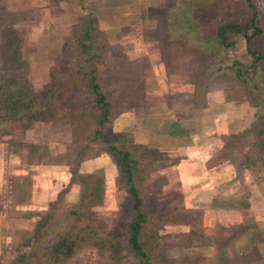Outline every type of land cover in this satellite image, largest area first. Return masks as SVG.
<instances>
[{"label":"rangeland","instance_id":"1","mask_svg":"<svg viewBox=\"0 0 264 264\" xmlns=\"http://www.w3.org/2000/svg\"><path fill=\"white\" fill-rule=\"evenodd\" d=\"M84 2L98 17L97 41L105 50L102 61L86 66L95 69L113 102L108 126L133 133L142 144L131 149L140 162L137 185L150 216L144 238L148 245L157 244L151 246L153 261L264 264V220L249 218L239 225L224 212L206 208L214 194L227 195L240 186L247 189L246 197L251 187L264 190V137L255 139V124L251 133L234 140L239 146L230 153L219 151L222 135L249 127L255 114L264 111V60L247 51L243 37L236 38L233 47L219 51L220 58L257 64L255 97L250 87L220 75L210 78L205 103L194 104L191 90L199 82L202 56L186 54L177 60L180 46L164 25L173 0ZM250 2L261 29L251 48L264 55V0ZM83 13L79 0H0V76L20 80L40 101L43 93L55 99L40 114L43 121L15 122L0 132V264H12L22 253L35 255L67 226L66 209L80 192L72 170L101 171L105 196L94 208V221L79 230L75 254L62 264H136L124 240L129 199L115 182L113 159L90 140L91 122L54 110L69 99L80 78L85 81L74 52ZM196 14L212 30L218 22H246L251 9L245 0H213ZM130 84L133 90L123 92ZM176 117L188 136L168 135V121ZM246 152L257 163L247 162L241 184L237 167ZM208 171L216 191L202 194L192 178ZM215 172L221 175L215 177Z\"/></svg>","mask_w":264,"mask_h":264},{"label":"trees","instance_id":"2","mask_svg":"<svg viewBox=\"0 0 264 264\" xmlns=\"http://www.w3.org/2000/svg\"><path fill=\"white\" fill-rule=\"evenodd\" d=\"M212 1L173 0L164 20L167 36L173 37L176 41L175 44L178 43L180 46V50H175L178 61L186 54L198 53L202 56L199 74L196 75L199 82H193L191 90L192 101L194 104L205 103L210 78L220 75L224 79L233 80L238 86L250 87L249 90L255 97V93L258 91L255 76L257 64L245 66L236 60L230 62V60L221 59L219 54V51L233 47L236 38L243 37L247 43V51L256 55L257 60H264L262 53L251 48L252 38L261 34V29L256 24L253 5L250 0H245L251 9V15L246 22H218L214 25V29L210 30L205 27V22L199 21L202 16H198L196 10ZM79 2L85 13L76 24L74 52L80 59L79 73H82L85 81H81L80 78L75 83L69 99L61 105H57L54 110L58 115L67 113L92 123L93 130L89 138L103 145L105 152L113 159L117 168L115 182L128 195V214L124 216L123 221L126 248L136 264H156L151 255V246L157 245L156 241L153 240L152 244L148 245V241L144 238V230L150 216L137 185L141 171L140 162L131 149V146L139 147L142 144L135 141L133 133L115 131L108 126L113 115V102L99 82L95 69H89L86 66L87 63L92 66L94 60L102 61L105 57V50L99 46L97 41L99 20L93 7L85 4L84 0H79ZM250 28L253 29L252 34L247 33ZM133 87V84H130L123 88V92L128 93L133 90ZM42 95L45 98L44 101H40L39 96L20 80H9L0 76V132L9 131L15 122L40 121L42 119L39 118L40 114L55 102L53 94L43 93ZM255 116L256 120L249 127L237 133L222 135L224 144L219 151L230 153L236 145L239 146L234 140L251 133L254 124L256 126L253 129L255 139L263 138L264 111H258V115L256 113ZM167 133L169 136H188L189 132L180 118L176 117V119L168 121ZM253 146H259L258 142H255ZM258 160L263 159L259 158ZM247 162L257 163L256 160L249 157V152H246L243 161L237 167L238 180L241 184L245 183L242 174L249 167ZM261 162L264 165V161ZM71 175V179L76 180L79 184L80 192L77 202L66 209L67 226H63L55 238L38 253L35 255L22 253L12 264H62L75 254L81 240L79 230L81 231L83 226L94 221L96 215L94 208L104 201L105 177L101 171L79 172L72 170ZM262 179L264 180V178ZM246 190L243 191L240 186L235 192L227 195L215 194L206 207L215 210L245 209L248 207V201L243 194Z\"/></svg>","mask_w":264,"mask_h":264},{"label":"crops","instance_id":"3","mask_svg":"<svg viewBox=\"0 0 264 264\" xmlns=\"http://www.w3.org/2000/svg\"><path fill=\"white\" fill-rule=\"evenodd\" d=\"M212 126H215V124L212 123ZM116 131H119V130H116ZM203 141L207 142L209 140L204 139ZM221 147H222V144H221ZM214 149H215V147H214ZM210 174H212V173L208 171V175L207 174H202V175L198 174L196 177L192 178L193 181L198 183L197 186L201 187L200 190H201L202 194L208 193V192L212 193V190L216 191L215 190L216 183L214 184L212 182V178H209ZM215 174H216L215 177H219L221 175L220 173H216V172H215ZM247 192H248V197H246V196L245 197L248 201V207L245 209H242V210H224V209L215 210V209H211V208H209V209L216 211V212H224L226 214V216H230L231 218H233L232 223H239V225L242 224L243 222L244 223L247 222V220H245V219H249V218L252 221H255V222L257 221V223L263 224L262 221L264 220V190H261L257 187H251L250 191H247ZM211 198H210V200H211ZM206 208H208V207H206Z\"/></svg>","mask_w":264,"mask_h":264}]
</instances>
